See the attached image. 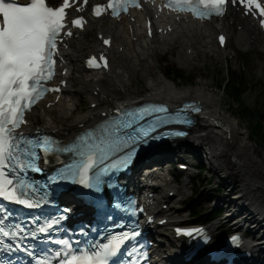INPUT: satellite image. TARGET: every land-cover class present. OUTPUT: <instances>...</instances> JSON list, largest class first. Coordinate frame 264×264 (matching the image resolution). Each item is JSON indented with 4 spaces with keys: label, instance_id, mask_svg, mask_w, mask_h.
<instances>
[{
    "label": "bare ground",
    "instance_id": "6f19581e",
    "mask_svg": "<svg viewBox=\"0 0 264 264\" xmlns=\"http://www.w3.org/2000/svg\"><path fill=\"white\" fill-rule=\"evenodd\" d=\"M27 1L21 0V2ZM142 17H149L158 24L155 29L156 35L152 39L146 36V23L143 22ZM229 17H237L244 23H242L243 30L236 38L237 47H248L251 42L256 43L262 40V50L264 51V31L257 24L248 18L242 19L235 11H232ZM229 17L201 24L192 22L186 17L180 21L176 17L164 14L156 17L155 12L146 8L142 12H135L129 18H122L120 21H112L105 17L90 21L85 31L78 32L62 45V67L59 81H66L67 87L64 88L59 101H56V96H53L39 104L28 115L30 123L24 127V130L29 133L38 129L44 130L69 142L80 132L102 121L104 113H110L108 106L100 104L107 92L104 77H107L109 82L114 80L122 86L125 84L122 77L124 68L113 69L116 57L123 59V62L133 63L132 65L140 67L141 71L146 74L149 73L151 67L156 66L161 49L167 50L177 45H185V56L182 57L180 54L178 61L180 64H190L193 53H202L206 56L216 52V43L210 37L211 35L218 36L221 30L227 29ZM134 18L135 22H132ZM242 24L240 23V25ZM94 26L98 28L97 37L94 40L96 49H99L102 43V41L99 42L100 35L106 38L111 37L114 41L112 49L109 50L112 57V68L106 74L91 73L86 69L81 74L77 69V62L85 59L88 53L80 47V42L87 38L89 30ZM169 27L173 28L170 33L164 34L158 31L159 29L167 30ZM248 31L251 32V36H248ZM229 44L231 45L230 41ZM121 48H123V52H120ZM223 54L225 56L227 53ZM64 71L65 75H63ZM163 76L149 75L147 92L141 96L128 97L122 104L140 105L144 99L145 101L167 102L179 107L184 101L195 100L204 106L203 115L198 119L191 137L174 143L172 147L177 150H188L195 146L205 149L208 160L214 166L213 171L218 175V182L225 190L224 197L218 202V205H223L222 207L227 209L225 219L228 218L239 230L246 228L251 231L254 241L253 243L247 242V244L255 250L254 261L264 263V158L255 152L256 145L250 139L248 132H241L236 121L225 111L221 96L216 92H210L207 87L191 85L190 88H181L176 85V82L167 79L165 75ZM79 77L87 79L90 87L87 96L91 103L100 104L97 108H84L83 104L78 102L84 93L82 88L76 86L80 83ZM203 84L206 85V83ZM109 87L111 86L109 85ZM95 92L98 94L95 95ZM118 102L120 101L116 103ZM232 116L234 117V115ZM234 119L236 118L234 117ZM174 152L167 151L162 155L163 157L159 156L158 158H166ZM148 182L157 186L152 191L155 194L152 199V210L158 217L157 222L166 217L170 219V223L161 227L160 232L164 233L170 229L171 234L164 233L165 242L170 243L175 249L171 250L168 256H162L159 261H156V264H181V252L177 245L183 242L173 239V227L178 225L174 224L175 220L172 219L174 207L171 204L183 196V192L173 185V181L169 179V175L164 169L152 173ZM146 188L145 186L144 189ZM186 188L187 183L182 190ZM171 192H174L173 196ZM166 204L170 205L169 210H163V206ZM170 226L172 228H169ZM217 227L218 224L210 226L212 230H216ZM163 246L165 243L158 250Z\"/></svg>",
    "mask_w": 264,
    "mask_h": 264
},
{
    "label": "snow or ice",
    "instance_id": "6c2138e0",
    "mask_svg": "<svg viewBox=\"0 0 264 264\" xmlns=\"http://www.w3.org/2000/svg\"><path fill=\"white\" fill-rule=\"evenodd\" d=\"M200 2L210 6L213 11L209 12L207 17L201 13L198 18H210L212 14L222 15L228 0ZM237 2L247 7L253 0H247V4L245 0H232L233 4ZM66 6V0L65 5L58 10L47 6L46 0H30L27 4H20L17 0H0V198L28 208L39 206L46 198L45 194L39 199H31L29 190L34 194L41 189L40 186H34L28 173L31 171L42 174L38 160L43 155L47 163L46 156L50 153L48 148L42 147V141L25 137L18 129L27 123L24 119L25 113L42 99V94L59 91L58 88L44 87L42 82H47L55 74L53 57L57 52L58 40L61 39L60 34L65 27L62 20ZM95 11L98 15L100 8H96ZM113 14L115 15V9ZM260 14L264 15V9L260 10ZM261 24L264 26V20ZM74 25L82 26L81 20L74 21ZM71 34L70 31L65 33L67 36ZM89 64L91 65V61ZM166 112L167 109L164 107H146L137 109L135 113H126L128 116H134V119L117 125L116 139L112 143L107 146L95 145L87 152L77 151L79 162L64 163L57 175L50 176L49 180L53 183L65 181L80 185L88 190L81 195L92 196L95 203L103 207V200L98 195L103 192L102 177L128 167L141 144L147 145L149 139H160L163 136V133L152 134L170 122L166 117L155 115ZM171 135L186 133L175 132ZM50 143L56 144L55 141ZM38 149L41 150L40 154ZM59 150L64 153L73 152L72 148ZM67 211L68 209H65V212ZM3 213L4 210L0 209V221L5 220ZM60 222L61 218L57 217L55 221H49L48 225H42L32 232L25 231L19 225L9 230L0 223V247L3 246L4 240H8L10 249L20 251L21 244L13 241H18L20 237L35 238L36 232L44 233L49 226L54 227ZM183 234L189 237L194 235L193 232ZM138 236L137 230H133L132 233L121 231L119 235L113 236L109 243L97 245L95 251L77 249L76 251H82V254H75L70 250L57 254L56 264H110L111 259L119 253L122 243L135 240ZM233 242L239 245V238L234 237ZM64 248L69 249V245L65 244ZM128 254L131 256L135 252L129 251ZM140 255L144 254L141 252ZM34 264L41 262L36 260ZM44 264L52 262L45 261ZM135 264H139V259Z\"/></svg>",
    "mask_w": 264,
    "mask_h": 264
},
{
    "label": "rangeland",
    "instance_id": "374dc122",
    "mask_svg": "<svg viewBox=\"0 0 264 264\" xmlns=\"http://www.w3.org/2000/svg\"><path fill=\"white\" fill-rule=\"evenodd\" d=\"M228 20L229 25L227 28L231 45L229 44L226 50H220L216 47V52L209 53L206 56L202 53H193L194 55H192L191 63L187 65L180 64L178 61L180 54L182 57L185 56V45H177L176 47L167 50L161 49L159 52L160 58L158 59L156 66L154 65L151 67L149 73L146 74L141 71L140 67L132 65L133 63L123 62V59H117L118 57H116V60L113 63V69L115 68V70H117L118 67L124 68L122 69L123 76H121L124 78L125 84L122 86L119 83L114 82V80L109 82L107 77H104L107 92L101 101V105L110 107L117 101L123 102L127 100L128 97L141 96L145 94L147 92V81L149 75L154 77H159L160 75L163 76L164 72L167 71V67L169 65H174L179 71H181L184 76V80L186 82H190V84L186 85L176 82V85L181 88H190L192 87L191 85H193V87H207L210 92H216L217 95L221 96L225 111H227L233 120L236 121L237 127L241 132H248L250 139L256 145L257 149L254 147L255 152L257 155L264 158V143L255 135V133H253L248 119L241 115V110L243 108L247 111L257 110L263 115L262 119L264 121L263 41L259 40L255 44H249L248 47H237L236 38L241 31L240 28L242 26L239 25L241 22H239L236 18H230ZM97 33V26L92 27L89 30L87 38L80 42V47L87 51V53L97 50L95 47L96 44L94 43ZM210 39L216 43V35H211ZM120 52H123V48L120 49ZM224 52L227 53L225 56H223ZM77 69L82 74L83 59L77 62ZM235 76L241 78L243 82H245V90H247V92L244 93L241 98L232 100V98L224 91H221L220 88L227 84V82ZM78 79L80 80V83L76 86L84 90V93L78 102H81L84 108H90L91 101L87 96V93L90 92V87L87 79L80 77ZM203 83H206V85ZM109 85L111 87H109ZM234 107H237L238 109L235 110ZM84 108L82 107L83 110ZM232 115H234L236 119H234ZM197 164L198 168H191L190 171L179 174V182L176 181V176L173 174L174 167L170 173H168L169 179L173 181V185L183 192V196H181L182 198H177L171 204L174 207L172 219L175 221L181 222L190 220L185 202L190 199L194 189L199 191V195L194 200L195 205L197 206L196 211H207L206 213L215 215V213L219 210H222L221 212H223L225 209L222 207L223 205H218L219 200L225 195V190L218 182V175L215 171H213L214 166L209 160H204L203 162ZM175 168H178V164ZM186 183L187 188L182 190ZM224 212L225 214L227 213L226 211ZM221 223L222 217L210 224H218V227L215 230L217 242H221L222 236L224 237L230 232V225L220 227ZM164 233L170 234V231H164ZM171 249H173L172 245L165 242V246L161 248L162 255L168 256ZM196 264L204 263L199 261Z\"/></svg>",
    "mask_w": 264,
    "mask_h": 264
},
{
    "label": "trees",
    "instance_id": "16d2710c",
    "mask_svg": "<svg viewBox=\"0 0 264 264\" xmlns=\"http://www.w3.org/2000/svg\"><path fill=\"white\" fill-rule=\"evenodd\" d=\"M164 75L172 79L174 82L182 83L183 85L190 84V82H186L184 80V76L182 75L181 71H179L174 65H169L167 67V71L164 72ZM245 82H243L242 79H239L238 77H233L230 79L227 84L223 85L220 90L224 91L232 98V100H237L242 94H244L245 90ZM234 109H238L237 107H234ZM241 115L246 117L250 123V127L252 128L253 133L259 139L264 143V121H263V115L255 110H246L243 108L241 110ZM199 195V191L196 190L195 195L192 196L186 203L185 206L187 207V210L190 211L191 218L193 222L201 221V222H210L214 217L208 215L206 211H196V205H195V198ZM221 212H218L217 214H220Z\"/></svg>",
    "mask_w": 264,
    "mask_h": 264
}]
</instances>
